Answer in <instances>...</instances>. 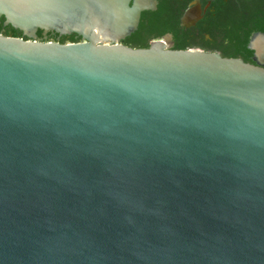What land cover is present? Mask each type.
Segmentation results:
<instances>
[{"label":"water","instance_id":"95a60500","mask_svg":"<svg viewBox=\"0 0 264 264\" xmlns=\"http://www.w3.org/2000/svg\"><path fill=\"white\" fill-rule=\"evenodd\" d=\"M155 6L0 0V264H264V33L120 43Z\"/></svg>","mask_w":264,"mask_h":264},{"label":"flooded vegetation","instance_id":"af4514ba","mask_svg":"<svg viewBox=\"0 0 264 264\" xmlns=\"http://www.w3.org/2000/svg\"><path fill=\"white\" fill-rule=\"evenodd\" d=\"M155 1V9L142 11L137 29L120 39V43L131 47H148L154 41H161L172 49L183 46L184 49L219 52L216 48L217 44L220 43L217 38L219 32L214 31L216 34L218 33L217 37H213L212 32H210V28L214 26L211 19L216 15L212 0ZM195 2L199 4L201 10L200 18L195 20L192 25H183L182 16L185 10L194 7ZM163 25L166 26L165 31L162 32L160 27ZM48 33H42L43 37L48 38ZM75 37L79 41L82 40V37L77 34ZM56 39L59 40V36H56Z\"/></svg>","mask_w":264,"mask_h":264},{"label":"trees","instance_id":"16d2710c","mask_svg":"<svg viewBox=\"0 0 264 264\" xmlns=\"http://www.w3.org/2000/svg\"><path fill=\"white\" fill-rule=\"evenodd\" d=\"M205 1V0H203ZM215 6L216 15L211 19L212 36L217 37L214 31L219 32V44L216 48L223 57H238L245 62L255 64L254 54L248 48V42L252 34L256 32L264 33V0H212ZM4 17H0V33L21 37L22 32L11 25H4ZM166 26V25H165ZM165 26L160 27L165 31ZM214 28V29H213ZM213 29V30H212ZM39 38H43L41 30L37 31ZM75 33L71 35H58L50 31L47 40L65 42H77ZM59 36V40L56 39ZM216 39V38H215ZM145 48V47H134ZM179 46L177 49H184ZM216 49V50H217Z\"/></svg>","mask_w":264,"mask_h":264}]
</instances>
